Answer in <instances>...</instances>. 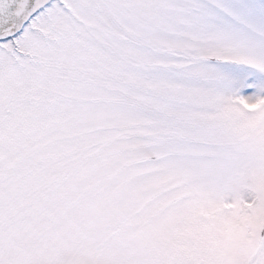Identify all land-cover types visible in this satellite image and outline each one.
Listing matches in <instances>:
<instances>
[{
  "label": "snow or ice",
  "instance_id": "1",
  "mask_svg": "<svg viewBox=\"0 0 264 264\" xmlns=\"http://www.w3.org/2000/svg\"><path fill=\"white\" fill-rule=\"evenodd\" d=\"M0 264H264V0H0Z\"/></svg>",
  "mask_w": 264,
  "mask_h": 264
}]
</instances>
